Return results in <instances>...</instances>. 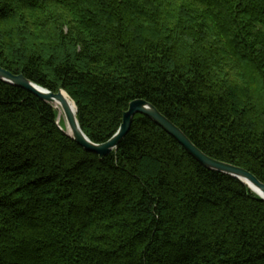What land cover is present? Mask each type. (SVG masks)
I'll return each instance as SVG.
<instances>
[{
    "label": "trees",
    "instance_id": "1",
    "mask_svg": "<svg viewBox=\"0 0 264 264\" xmlns=\"http://www.w3.org/2000/svg\"><path fill=\"white\" fill-rule=\"evenodd\" d=\"M0 67L74 102L95 144L153 105L264 184V0H0ZM0 80V264H264V202L135 115L87 153Z\"/></svg>",
    "mask_w": 264,
    "mask_h": 264
},
{
    "label": "water",
    "instance_id": "2",
    "mask_svg": "<svg viewBox=\"0 0 264 264\" xmlns=\"http://www.w3.org/2000/svg\"><path fill=\"white\" fill-rule=\"evenodd\" d=\"M0 80L28 91L41 101L52 105L57 112L56 125L58 129L87 153L102 158L109 155L112 151H116L118 144L128 133L134 116L142 115L149 118L155 125L174 138L204 168L239 180L264 202V184L254 175L242 168L214 160L204 154L191 143L179 128L145 100L137 99L132 101L129 104L127 111L123 113L122 122L116 133L108 141L101 144H95L82 132L76 119L75 104L64 91L60 90L57 93H52L32 83L23 75H14L2 67H0ZM63 93L71 100L74 110L71 108L69 102L63 97ZM61 119L64 121V127L60 125ZM67 129L71 131V134L67 133Z\"/></svg>",
    "mask_w": 264,
    "mask_h": 264
},
{
    "label": "bare ground",
    "instance_id": "3",
    "mask_svg": "<svg viewBox=\"0 0 264 264\" xmlns=\"http://www.w3.org/2000/svg\"><path fill=\"white\" fill-rule=\"evenodd\" d=\"M63 97L69 102L71 108L74 110L71 100L64 93H63ZM56 105H58V104H56ZM67 133L71 134V131L69 129H67ZM255 191L258 192L257 190H255Z\"/></svg>",
    "mask_w": 264,
    "mask_h": 264
},
{
    "label": "rangeland",
    "instance_id": "4",
    "mask_svg": "<svg viewBox=\"0 0 264 264\" xmlns=\"http://www.w3.org/2000/svg\"><path fill=\"white\" fill-rule=\"evenodd\" d=\"M60 125L62 126V127H64V121L61 119V121H60Z\"/></svg>",
    "mask_w": 264,
    "mask_h": 264
}]
</instances>
